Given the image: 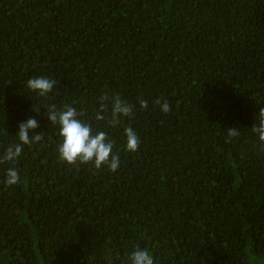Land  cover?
<instances>
[{"label":"trees","instance_id":"16d2710c","mask_svg":"<svg viewBox=\"0 0 264 264\" xmlns=\"http://www.w3.org/2000/svg\"><path fill=\"white\" fill-rule=\"evenodd\" d=\"M104 95L133 111L111 124L109 99L96 120ZM52 104L107 133L116 171L60 158ZM28 118L42 139L3 160ZM262 122L264 0H0V264H128L137 247L153 264H264Z\"/></svg>","mask_w":264,"mask_h":264},{"label":"clouds","instance_id":"9594fccd","mask_svg":"<svg viewBox=\"0 0 264 264\" xmlns=\"http://www.w3.org/2000/svg\"><path fill=\"white\" fill-rule=\"evenodd\" d=\"M55 80L45 76L31 77L26 81V87L39 96H48L53 91ZM111 101V124H118L119 117L128 116L132 111V105L122 100L119 96L100 97V111L96 113V120H103L106 103ZM157 103H160L157 101ZM140 107H147V101L140 100ZM162 112L167 113L170 109L165 101L160 103ZM48 120L54 125H58V135L61 138L58 145V153L62 160L74 163L77 160L83 163L91 162L93 167L99 169L102 165H107L110 171H116L119 167V156L113 153L114 142L108 138L104 131H97L93 134L92 126L78 118L75 107L64 105L57 108L55 104L49 105L47 112ZM37 128V121L28 118L17 125L16 135L18 142L9 146L3 153L2 159L13 161L22 153L23 145L38 142L42 136L37 133L30 136V132ZM258 138L264 140V122L253 129ZM125 147L129 151H135L138 147L139 139L132 128H125ZM235 135V132H233ZM19 175L15 168L6 170V183L15 185L19 182ZM128 264H153V257L147 249L135 248L129 256Z\"/></svg>","mask_w":264,"mask_h":264}]
</instances>
